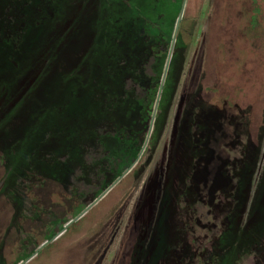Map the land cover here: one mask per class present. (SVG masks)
<instances>
[{
  "label": "rangeland",
  "instance_id": "obj_1",
  "mask_svg": "<svg viewBox=\"0 0 264 264\" xmlns=\"http://www.w3.org/2000/svg\"><path fill=\"white\" fill-rule=\"evenodd\" d=\"M82 4L0 0V258L53 235L26 264H264V0H186L140 165L101 198L120 155L102 159L88 101L72 109L81 51L56 48Z\"/></svg>",
  "mask_w": 264,
  "mask_h": 264
},
{
  "label": "trees",
  "instance_id": "obj_2",
  "mask_svg": "<svg viewBox=\"0 0 264 264\" xmlns=\"http://www.w3.org/2000/svg\"><path fill=\"white\" fill-rule=\"evenodd\" d=\"M82 1L85 12L79 19L86 25L84 32L80 34L77 31L74 19L69 29L77 32L71 33L68 46L66 43L60 45L56 42V48L59 51L67 47L69 52L76 55L75 58L81 51L78 61L72 64L68 76L64 77V83H72V90L76 92V99H72V109L74 111L77 109V113L81 110L83 101H88L89 104L84 103L89 108L87 112L95 111L96 125L106 133L102 144L104 151L102 159L108 162L116 153L120 155L118 167L114 171H109V175L106 176L108 184L102 189L104 193L99 196L100 191L96 193L101 198L108 188L113 187L122 177L140 165V157L144 150L142 151L141 143L133 144L134 138L137 137L141 141L140 137L145 138L148 132L144 120L146 114L150 115L153 110L161 85L182 0H120L115 14L109 13V9H102L101 0ZM77 3L78 1L73 5ZM64 20H70L66 13L55 23ZM183 23L184 16L181 18L180 26ZM181 30L183 29L180 27ZM61 32L62 30H59V33ZM85 39L89 45L83 50L82 41ZM175 47L176 41L166 76L172 59L177 56ZM83 78H87L86 83L79 82L78 79ZM108 110L117 113L115 119H108L106 115ZM91 147L89 144L88 152H91ZM136 157V161L131 165ZM1 190L2 188L0 193L3 194ZM29 195L34 194L29 192ZM59 196L63 195L60 193ZM93 199L91 201L95 200ZM85 210V206L79 204L73 217L65 221L60 219L63 224L60 225L62 221L59 220L57 227L60 230L64 225L68 227L77 216L80 218ZM110 220L108 222H111ZM116 220L113 221L115 226ZM111 236L107 238L106 243H109ZM52 237L53 235L49 236L25 256L19 251L15 252L11 258L12 264L28 263L33 253L50 244ZM98 238L101 244H98ZM101 240L102 237L98 235L93 247L99 245V249L105 248L103 243L105 241ZM7 262L0 258V264H9V261Z\"/></svg>",
  "mask_w": 264,
  "mask_h": 264
},
{
  "label": "water",
  "instance_id": "obj_3",
  "mask_svg": "<svg viewBox=\"0 0 264 264\" xmlns=\"http://www.w3.org/2000/svg\"><path fill=\"white\" fill-rule=\"evenodd\" d=\"M185 3H186V0H182V3H181V7H180V11H179V15H178V18H177V24H176V29H175V32L178 28V25L180 23V20H181V17H182V14H183V11H184V7H185ZM174 40H175V36L172 38V43H171V48H170V52H169V55H168V59H167V65H168V62L170 60V56H171V52H172V49H173V45H174ZM167 65L165 67V70H164V73H163V77H162V81H161V85L159 87V91H158V94H157V99H156V102H155V105H154V110H153V113H152V117L154 116L155 114V111H156V107H157V104H158V99H159V96H160V93H161V89H162V85H163V80H164V77H165V74H166V71H167ZM152 125V118L150 120V123H149V129H148V132L150 131V127ZM137 157L135 158V160L131 163V165L134 164V162L136 161ZM78 217V216H77ZM76 217V218H77Z\"/></svg>",
  "mask_w": 264,
  "mask_h": 264
}]
</instances>
